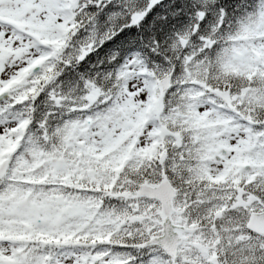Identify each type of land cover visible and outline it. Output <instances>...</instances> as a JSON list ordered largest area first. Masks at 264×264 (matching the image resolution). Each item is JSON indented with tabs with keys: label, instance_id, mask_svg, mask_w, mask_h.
<instances>
[{
	"label": "snow or ice",
	"instance_id": "obj_1",
	"mask_svg": "<svg viewBox=\"0 0 264 264\" xmlns=\"http://www.w3.org/2000/svg\"><path fill=\"white\" fill-rule=\"evenodd\" d=\"M0 264H264V0H0Z\"/></svg>",
	"mask_w": 264,
	"mask_h": 264
}]
</instances>
